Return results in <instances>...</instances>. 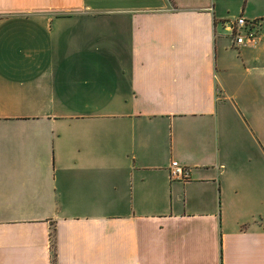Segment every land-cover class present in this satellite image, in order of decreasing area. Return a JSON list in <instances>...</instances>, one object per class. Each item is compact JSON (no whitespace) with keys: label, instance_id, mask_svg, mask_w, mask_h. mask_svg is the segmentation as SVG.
Masks as SVG:
<instances>
[{"label":"crops","instance_id":"0c3cea01","mask_svg":"<svg viewBox=\"0 0 264 264\" xmlns=\"http://www.w3.org/2000/svg\"><path fill=\"white\" fill-rule=\"evenodd\" d=\"M221 6L0 0L2 48L20 19H36L32 40L74 20L96 34L89 22L107 16V41L92 43L107 52L80 59L94 74L73 88L109 97L65 109L102 118L98 133L52 150L51 170L37 164L44 186L29 187L25 205L19 179L0 180V264H264V0H242L238 14L260 20L255 45L234 43L238 16ZM38 96L0 105L11 112L0 130L59 118ZM172 160L188 179L170 178Z\"/></svg>","mask_w":264,"mask_h":264},{"label":"rangeland","instance_id":"374dc122","mask_svg":"<svg viewBox=\"0 0 264 264\" xmlns=\"http://www.w3.org/2000/svg\"><path fill=\"white\" fill-rule=\"evenodd\" d=\"M218 2L221 3L226 16H238L241 12L242 0ZM107 20L106 16L89 22L90 26L100 28L96 34L98 37L102 36L105 41L108 36L105 29ZM35 23L36 19L27 21L20 19L19 22H15L14 29L6 32L4 48L0 43V105L26 104L36 96L43 95L53 105L50 113L60 116L57 119L32 121L25 128L0 130V180L6 177H10L11 180L19 179L24 190L20 191L21 205H25L21 195L26 194L29 187L44 186L39 182L43 176L39 167L51 170L48 157L51 156L52 150L56 157L74 151L75 144L82 143L85 136L98 133L100 124L98 122L103 120L88 117L89 115L78 118L77 116L83 113L65 112L66 108H74L76 111L87 108L81 105L85 103L81 99L85 98L87 91L84 90L88 89L81 88L80 91L73 86L83 77L94 74L93 66L82 64L80 59L103 55L105 48L97 49L92 44L97 39L96 34L78 31V26H85L88 23L74 20L59 30L31 31L33 39L30 40L27 29H32L30 26ZM54 28H57L56 25ZM8 40L11 48H8ZM12 60L19 62L17 72L9 71ZM100 95L93 99L109 100L105 91H101ZM91 99L89 94L85 98L86 101ZM93 99L91 101H94ZM2 113L11 112L0 111V116Z\"/></svg>","mask_w":264,"mask_h":264},{"label":"built area","instance_id":"2783aa9c","mask_svg":"<svg viewBox=\"0 0 264 264\" xmlns=\"http://www.w3.org/2000/svg\"><path fill=\"white\" fill-rule=\"evenodd\" d=\"M260 24V21H249L242 16L235 17L230 21L234 43L237 45H255L258 41V27ZM169 175L174 180H186L190 177V168L186 164L172 160L169 166Z\"/></svg>","mask_w":264,"mask_h":264},{"label":"trees","instance_id":"16d2710c","mask_svg":"<svg viewBox=\"0 0 264 264\" xmlns=\"http://www.w3.org/2000/svg\"><path fill=\"white\" fill-rule=\"evenodd\" d=\"M260 20H256L258 22ZM52 254H53V261H55V249H54V243H52Z\"/></svg>","mask_w":264,"mask_h":264}]
</instances>
